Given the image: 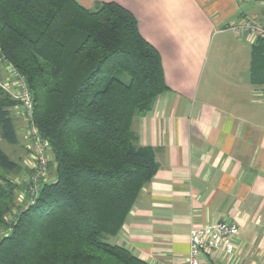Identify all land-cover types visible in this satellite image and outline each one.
Masks as SVG:
<instances>
[{"label":"trees","instance_id":"obj_1","mask_svg":"<svg viewBox=\"0 0 264 264\" xmlns=\"http://www.w3.org/2000/svg\"><path fill=\"white\" fill-rule=\"evenodd\" d=\"M2 59L25 79L56 180L43 182L35 203L8 225L21 187L0 175V227L8 231L0 264H148L108 242L158 168L153 151L136 146L133 120L169 90L136 18L113 2L87 9L76 0H0ZM251 76L264 87V38ZM19 104L0 88V131L10 144L18 142ZM20 168L0 147V171Z\"/></svg>","mask_w":264,"mask_h":264},{"label":"crops","instance_id":"obj_2","mask_svg":"<svg viewBox=\"0 0 264 264\" xmlns=\"http://www.w3.org/2000/svg\"><path fill=\"white\" fill-rule=\"evenodd\" d=\"M76 1L132 13L169 87L133 120L136 146L151 149L158 168L108 242L148 264H186L191 229L227 221L240 227L234 253L208 251L201 264H264V95L251 76L258 39L231 29L264 26V0ZM8 76L0 61V83ZM12 116L19 131L17 107Z\"/></svg>","mask_w":264,"mask_h":264},{"label":"built area","instance_id":"obj_3","mask_svg":"<svg viewBox=\"0 0 264 264\" xmlns=\"http://www.w3.org/2000/svg\"><path fill=\"white\" fill-rule=\"evenodd\" d=\"M231 29L238 35L247 36L253 41L264 38V26L254 24L251 21H243ZM0 61L7 67L9 74V80L0 83V88L20 102L18 106L21 107L19 116L24 122V127H26L27 136L25 135V137L30 139L33 149L36 150V163L31 177V184L28 191L21 195L22 198L27 197V205H32L39 195L42 183L46 182L44 179L49 164L47 151L50 148L48 143L42 140L33 124L34 100L24 77L14 67L10 66L6 60L2 59ZM261 93L264 95V87ZM239 234L240 227L236 223L227 221L203 227H193L190 231V249L186 264H201L202 255L208 251H222L228 255L233 254Z\"/></svg>","mask_w":264,"mask_h":264},{"label":"rangeland","instance_id":"obj_4","mask_svg":"<svg viewBox=\"0 0 264 264\" xmlns=\"http://www.w3.org/2000/svg\"><path fill=\"white\" fill-rule=\"evenodd\" d=\"M9 78V77H8ZM9 79H7L8 81ZM128 80V78L126 79ZM2 83V82H1ZM17 111H21V107H17ZM16 113H14L15 116ZM21 121L22 118L20 119ZM26 127L24 124L20 127L18 133V142L16 144H10L6 142L1 135L0 131V147L3 151L16 163L19 164L21 167L18 171L10 174H6L0 171V175L6 177L8 180L14 181L16 185H19L21 188L20 190L16 189L12 194V203L10 205L9 214L6 215L3 220L6 224L10 225L12 220L14 221L15 218L21 213L23 208L27 206V197L24 196L23 198L21 195L25 194V191H28V188L31 184V177L34 173V165L36 163V150L33 149V145L29 138L25 137L26 135ZM27 136V135H26ZM47 155L49 157V164H48V172L45 175V181L52 182L56 180V165L53 161V154L52 151H47ZM19 183V184H17ZM24 188V189H23ZM21 191V192H20ZM14 207V208H13ZM13 208V209H12ZM4 226V225H3ZM0 227V239L8 232L5 230L6 225Z\"/></svg>","mask_w":264,"mask_h":264}]
</instances>
